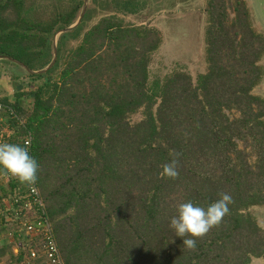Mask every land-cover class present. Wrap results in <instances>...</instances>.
Masks as SVG:
<instances>
[{
	"label": "trees",
	"instance_id": "1",
	"mask_svg": "<svg viewBox=\"0 0 264 264\" xmlns=\"http://www.w3.org/2000/svg\"><path fill=\"white\" fill-rule=\"evenodd\" d=\"M55 1L37 17L26 0H0V55L32 70L47 65L53 34L76 20L83 3ZM109 3L121 11L132 2ZM89 7L57 37L54 64L44 73L23 70L26 90L16 86L12 100L0 96L24 120L9 143L31 135L36 184L63 264H249L262 257L264 228L247 210L264 204V99L252 93L264 35L253 30L244 1L208 0L207 67L195 83L184 71L149 83L156 30L125 26L115 15L85 28ZM3 73L2 82L18 80ZM136 113L142 117L131 122ZM170 152L179 153L175 178L160 175ZM11 185L0 181V207ZM221 193L232 197L229 214L188 249L169 227L176 205L207 206ZM12 227L0 217V260L48 264L29 258L38 245L16 236L2 243Z\"/></svg>",
	"mask_w": 264,
	"mask_h": 264
},
{
	"label": "rangeland",
	"instance_id": "2",
	"mask_svg": "<svg viewBox=\"0 0 264 264\" xmlns=\"http://www.w3.org/2000/svg\"><path fill=\"white\" fill-rule=\"evenodd\" d=\"M55 0H26L30 4L32 15L39 13L45 16L51 12L49 4ZM129 6L120 5L121 11L115 9L112 0H88L87 6L93 7L90 18L86 21L85 28L90 27L101 17L115 15L123 25L144 26L156 30L160 42L158 47L151 53L148 63V81L155 78L162 79L173 71H184L191 76L195 83L198 74L206 71L207 62L205 58V29L207 26L206 7L208 0H129ZM248 11V17L253 30L264 35V0H243ZM56 2V1H55ZM68 3V0H64ZM111 4L110 7L108 5ZM113 5V6H112ZM89 7V8H90ZM126 7V8H124ZM131 9L130 12L124 11ZM86 10V9H85ZM228 15L234 14L229 9ZM75 41H69L68 47L74 46ZM259 65L262 75L258 84L252 89V93L264 99V54L261 56ZM14 74L18 76L17 81L0 80V96L8 95L12 100L14 88L24 89L29 78L23 69L17 64L0 59V75ZM1 78V77H0ZM39 82L41 80H38ZM16 83L17 85H15ZM24 105L31 102L30 96L24 97ZM140 113L130 116L131 122L141 118ZM239 144H241L238 141ZM252 158V157H251ZM3 186L7 184L0 179ZM9 194V193H8ZM255 219L257 224L264 228V204L250 206L247 210ZM4 241L2 240V243ZM14 252L17 247H13ZM0 264H11L5 256ZM249 264H264V255L259 258H251Z\"/></svg>",
	"mask_w": 264,
	"mask_h": 264
},
{
	"label": "built area",
	"instance_id": "3",
	"mask_svg": "<svg viewBox=\"0 0 264 264\" xmlns=\"http://www.w3.org/2000/svg\"><path fill=\"white\" fill-rule=\"evenodd\" d=\"M14 124L24 126V120L18 117L9 103L0 102V143H9L15 133ZM25 143L31 152V135L28 131L22 138V144ZM0 179L12 184L8 186V205L0 207L2 220L13 224L6 231V238L19 237L26 247L38 245V251L30 248L29 258L43 256L48 264H63L36 182L32 185L21 184L5 172Z\"/></svg>",
	"mask_w": 264,
	"mask_h": 264
},
{
	"label": "clouds",
	"instance_id": "4",
	"mask_svg": "<svg viewBox=\"0 0 264 264\" xmlns=\"http://www.w3.org/2000/svg\"><path fill=\"white\" fill-rule=\"evenodd\" d=\"M179 153L170 152L172 157L162 166L160 175L175 178L178 175L177 157ZM39 162L31 154L27 144L0 143V171L13 177L21 184L32 185L38 179ZM232 197L228 193L200 206L192 200L181 201L176 205L175 214L169 220V227L176 236L183 238L182 245L188 249L196 247L197 239L219 225L230 212Z\"/></svg>",
	"mask_w": 264,
	"mask_h": 264
},
{
	"label": "water",
	"instance_id": "5",
	"mask_svg": "<svg viewBox=\"0 0 264 264\" xmlns=\"http://www.w3.org/2000/svg\"><path fill=\"white\" fill-rule=\"evenodd\" d=\"M88 0H83L80 12L76 18V20L69 24L68 26H65L59 30H57L53 36H52V57L51 60L49 61V63L47 65H45L43 68L38 69V70H32L30 69L28 66H26L25 64H23L22 62H20L17 59H14L12 57L9 56H5V55H0V59H5L8 60L10 62H13L15 64H17L18 66H20L23 70H25L27 73H44L46 72L55 62L56 59V44H57V37L59 36V34L63 33V32H67L73 28H75L81 21L83 14L85 12L86 6H87Z\"/></svg>",
	"mask_w": 264,
	"mask_h": 264
},
{
	"label": "crops",
	"instance_id": "6",
	"mask_svg": "<svg viewBox=\"0 0 264 264\" xmlns=\"http://www.w3.org/2000/svg\"><path fill=\"white\" fill-rule=\"evenodd\" d=\"M4 242H7L9 240V238H3L2 239ZM14 251V250H13Z\"/></svg>",
	"mask_w": 264,
	"mask_h": 264
}]
</instances>
